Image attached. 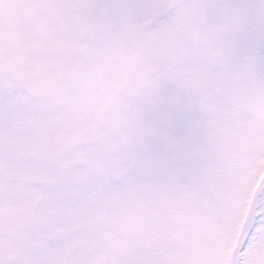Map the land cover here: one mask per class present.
Instances as JSON below:
<instances>
[{"label":"snow or ice","instance_id":"snow-or-ice-1","mask_svg":"<svg viewBox=\"0 0 264 264\" xmlns=\"http://www.w3.org/2000/svg\"><path fill=\"white\" fill-rule=\"evenodd\" d=\"M0 264H264V0H0Z\"/></svg>","mask_w":264,"mask_h":264}]
</instances>
